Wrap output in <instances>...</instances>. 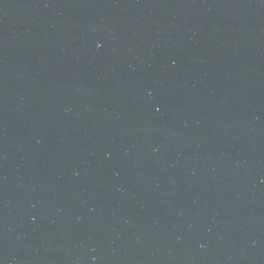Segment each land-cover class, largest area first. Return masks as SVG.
Masks as SVG:
<instances>
[{
	"label": "water",
	"instance_id": "obj_1",
	"mask_svg": "<svg viewBox=\"0 0 264 264\" xmlns=\"http://www.w3.org/2000/svg\"><path fill=\"white\" fill-rule=\"evenodd\" d=\"M0 264H264V0H0Z\"/></svg>",
	"mask_w": 264,
	"mask_h": 264
}]
</instances>
